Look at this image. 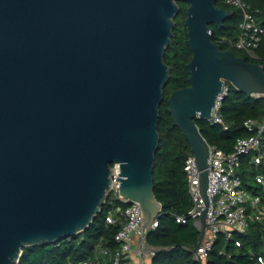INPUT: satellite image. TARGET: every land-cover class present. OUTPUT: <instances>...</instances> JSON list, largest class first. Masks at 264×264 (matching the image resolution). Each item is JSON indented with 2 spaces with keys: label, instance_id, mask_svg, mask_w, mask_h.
Returning <instances> with one entry per match:
<instances>
[{
  "label": "water",
  "instance_id": "obj_1",
  "mask_svg": "<svg viewBox=\"0 0 264 264\" xmlns=\"http://www.w3.org/2000/svg\"><path fill=\"white\" fill-rule=\"evenodd\" d=\"M178 3L192 57L167 110L199 172L206 210L188 251L201 264L212 152L193 119L212 122L225 83L264 95L263 67L210 39L234 13L215 0H0V264L85 231L115 188L113 164L119 196L140 207L145 253L164 250L147 233L162 210L153 166Z\"/></svg>",
  "mask_w": 264,
  "mask_h": 264
},
{
  "label": "trees",
  "instance_id": "obj_2",
  "mask_svg": "<svg viewBox=\"0 0 264 264\" xmlns=\"http://www.w3.org/2000/svg\"><path fill=\"white\" fill-rule=\"evenodd\" d=\"M248 8L255 12L257 21L263 30L260 44L255 50V58L247 57L243 52L219 44L221 38L233 39L238 34L239 13L237 10L215 0L217 7L233 10L221 28L210 25L213 43L223 51L229 50L237 56L245 57L249 63L259 64L264 69V0H243ZM179 12L174 18L170 44L164 53V63L170 70L169 79L163 89V98L159 105L158 148L154 156L153 192L162 210L157 218V227L147 233V243L151 247L164 248L151 256L148 264H199L189 249L195 248L198 232L193 221L184 224L175 220L176 216L186 214L190 208L183 165L192 155L188 141L174 125L168 112L167 100L173 91L189 86L187 65L192 52L188 44L184 25L186 5L178 3ZM228 96L221 103L220 114L227 130L208 121L193 119L200 134L209 146L224 152L232 149L233 143L240 138L254 134L247 129V120L261 121L264 118V98L247 97L229 86ZM257 173L264 175V166L254 167L248 156H242L237 175L242 188L251 196H259L264 203L263 187L255 182ZM125 205L120 201L109 199L103 204L93 223L83 232L53 244L33 246L22 249L18 264H111L109 259H96V252L105 248L110 252L118 249L115 235L120 225L110 224V214L118 215ZM234 242H239L236 247ZM223 252V253H221ZM257 258L264 262V220L249 222L247 229L241 233L234 231L232 239L226 240L219 233L212 250L208 253L206 264H259Z\"/></svg>",
  "mask_w": 264,
  "mask_h": 264
},
{
  "label": "built area",
  "instance_id": "obj_3",
  "mask_svg": "<svg viewBox=\"0 0 264 264\" xmlns=\"http://www.w3.org/2000/svg\"><path fill=\"white\" fill-rule=\"evenodd\" d=\"M221 2L239 13L238 34L233 39L221 38L219 44H226L243 52L249 58H255V50L261 42L263 30L261 29L255 12L251 11L243 0H221ZM211 36V33H210ZM218 45V44H217ZM229 88L226 83L223 86V94L218 95L212 112L211 124L220 125L227 130L220 114L223 99L228 96ZM253 98H264V95L255 94ZM247 129L254 132L252 136L237 139L229 152H224L214 146H209L210 155V179H209V210L206 219V231L201 244L196 248L198 260L206 264L208 253L212 250L219 233H223L226 240L232 239L234 231L243 233L249 222L264 220V203L259 196H251L242 188L237 170L240 167L242 156H248L250 164L254 167L264 166V118L261 121L247 120ZM186 186L190 201V208L186 214L176 216L179 223L193 221L204 215L205 206L199 191V172L193 156H189L183 165ZM118 164L111 165V178L115 186L110 190L108 199L120 201L125 205L118 215L110 214L107 222L119 224L120 228L115 235L118 249L114 252L102 248L96 252V259H109L111 264H148L147 259L154 254L145 253L142 237L141 210L137 203L130 202L119 196ZM255 182L263 187L264 175L257 173ZM157 227V219L149 230ZM239 247V242H234ZM223 253V252H221ZM259 264H264L261 258H257ZM89 264V263H88ZM90 264H99L92 262Z\"/></svg>",
  "mask_w": 264,
  "mask_h": 264
},
{
  "label": "crops",
  "instance_id": "obj_4",
  "mask_svg": "<svg viewBox=\"0 0 264 264\" xmlns=\"http://www.w3.org/2000/svg\"><path fill=\"white\" fill-rule=\"evenodd\" d=\"M149 261H150V258H149V259H147V263H149Z\"/></svg>",
  "mask_w": 264,
  "mask_h": 264
},
{
  "label": "rangeland",
  "instance_id": "obj_5",
  "mask_svg": "<svg viewBox=\"0 0 264 264\" xmlns=\"http://www.w3.org/2000/svg\"><path fill=\"white\" fill-rule=\"evenodd\" d=\"M229 86H231L229 83H227ZM232 87V86H231Z\"/></svg>",
  "mask_w": 264,
  "mask_h": 264
}]
</instances>
